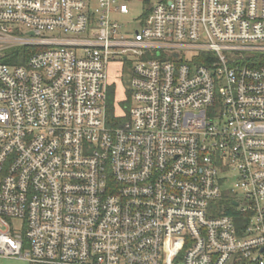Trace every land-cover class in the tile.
I'll return each mask as SVG.
<instances>
[{
	"label": "built area",
	"instance_id": "built-area-1",
	"mask_svg": "<svg viewBox=\"0 0 264 264\" xmlns=\"http://www.w3.org/2000/svg\"><path fill=\"white\" fill-rule=\"evenodd\" d=\"M0 258L264 264V0H0Z\"/></svg>",
	"mask_w": 264,
	"mask_h": 264
},
{
	"label": "rangeland",
	"instance_id": "rangeland-1",
	"mask_svg": "<svg viewBox=\"0 0 264 264\" xmlns=\"http://www.w3.org/2000/svg\"><path fill=\"white\" fill-rule=\"evenodd\" d=\"M135 3H136V0H135ZM133 8L134 9L133 11H131V15L139 14L138 13L139 8L137 4ZM117 19L121 22L127 21V19L123 18L122 16H119V18ZM134 26H136V24L132 23L131 25H129V28H126V29H131ZM128 61H131V62H126L124 66H123V62L121 63V61L111 63L109 65L108 72H107V74H109L108 80L110 83H112L109 89L111 92H114V101L118 104V109H120L124 105H128L126 101H123V99L127 97V94H125L124 88H125L126 82L128 81L127 79L128 67L129 65H131L133 60L129 59ZM0 264H27V262L19 258L17 259L0 258Z\"/></svg>",
	"mask_w": 264,
	"mask_h": 264
},
{
	"label": "trees",
	"instance_id": "trees-1",
	"mask_svg": "<svg viewBox=\"0 0 264 264\" xmlns=\"http://www.w3.org/2000/svg\"><path fill=\"white\" fill-rule=\"evenodd\" d=\"M5 62L12 64L14 61H10V60H5ZM108 110H107V114H108V119L110 121H113L114 124H119L122 122V119H114V113H115V108H114V104H113V93L112 95H110L109 100H108Z\"/></svg>",
	"mask_w": 264,
	"mask_h": 264
},
{
	"label": "water",
	"instance_id": "water-1",
	"mask_svg": "<svg viewBox=\"0 0 264 264\" xmlns=\"http://www.w3.org/2000/svg\"><path fill=\"white\" fill-rule=\"evenodd\" d=\"M233 204L237 205V202L234 201Z\"/></svg>",
	"mask_w": 264,
	"mask_h": 264
}]
</instances>
